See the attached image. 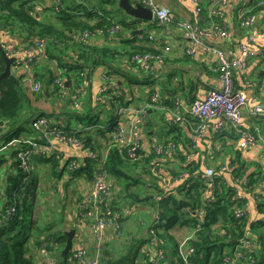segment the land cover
Instances as JSON below:
<instances>
[{"label":"trees","instance_id":"obj_1","mask_svg":"<svg viewBox=\"0 0 264 264\" xmlns=\"http://www.w3.org/2000/svg\"><path fill=\"white\" fill-rule=\"evenodd\" d=\"M35 1L38 0H0V30L11 31L9 32L11 35H13L12 31L14 29L17 30L20 40L28 47L44 40L47 44L43 59L52 63V65H40L39 61L36 60L31 64V71L28 73L21 74L19 71L10 69V75H4L5 61L3 55L6 54V51L0 48V148L4 147L7 150L5 155L0 151V166L5 165L7 167L3 181L0 180V194L3 199V207H6L7 203L12 201L14 193L16 200L9 221L0 223V264H37L39 249L44 244L49 250H58L60 259L58 264H67L66 257L69 252L65 256L61 255L67 237L66 231L56 227L57 223L54 231L50 229L51 224L38 228L33 221L34 210L38 204H42L44 197L46 201L51 202L54 192L55 194H61L58 201L63 204L62 199L65 198V195H62V191L65 190L66 185L73 182V178L77 180V185L82 180L83 183L73 189L77 193L76 197L71 199L74 204L73 216L76 220L74 226L77 225L78 215L75 212V206L82 197L85 184L87 185L90 180L94 179L93 171L95 168L98 171H104L112 183V191L108 199L99 205L103 212H108V216L118 214L123 231H125L123 220L125 213L122 209L123 206L120 205L119 198L114 193L118 182L124 181V184L122 183L123 189L131 193L128 197L139 202L150 203L154 212L146 229L149 232L148 238L146 236L135 237V235L125 234L124 232V241L125 243L128 242L125 246V243L123 244L124 251L114 258L110 255L105 260L106 264H133L134 260L142 253V246L148 244L152 238H154L152 242V244H155L154 249H162L165 254L166 252L170 254V257L167 256V258H173V260L167 259L165 255L160 264H232L231 262L224 263V258L227 256L232 260L236 258L238 251H243L248 256L247 261L244 260L246 264H258L262 256L260 257L254 249L257 248L255 243H261V251L264 249V231L261 232L259 228H256L264 225V195H260L262 199L256 203L258 213L263 214L260 217L262 220L260 221L259 218L254 221V226L250 227V232H248L247 227H245L248 223L247 218H235L232 212L233 204L237 202V205H239L242 204V201L234 198L235 190L226 182L223 174H220V167L214 168L213 187H208L207 181L203 177H198V179L190 177L177 188L164 191V177L169 175L168 170L172 174H176V168L169 167L173 155L182 164L187 153L185 136H182L178 125L174 121L163 120L165 124L163 128L167 130L159 131V135L157 134L158 136L153 139V143L156 142V144L166 143L169 139L175 141L178 148L172 154L168 153L166 156L156 155L150 149L149 152H138L136 154L137 158L132 160L126 148L114 146L105 161L101 162L89 159L86 156L81 160L82 157L79 155H69L59 150L60 154L58 155L54 153L36 154L32 159L31 175L28 178V175L22 170L18 154L26 149V139L36 142L45 140L42 129L34 128L31 125V120L35 117H45L48 120L55 119L56 122L51 126L63 130H73L66 124L65 120L61 121L55 113L35 108L32 104L33 101L39 100L38 97L48 98L52 92L59 91L62 102L68 103L72 107L68 98L72 94L79 93L85 86L86 88L90 87L85 80L89 76L90 70H94L100 65L110 69L109 73L122 77L126 83L127 81L130 83H144L146 79L154 77L156 68L152 71H144L142 66L137 67L130 62L131 65L141 70L139 73L143 76V79H139L134 74L129 75L124 72L121 65L115 66L114 61L119 60V55H122L123 63H125L135 53L155 52L162 45L154 39H150L149 36L152 34L148 31L144 32L145 28L142 29V38L139 37V34L131 35L130 32L136 29V21L129 19L128 15L118 7L117 0H58L60 5H58L59 10L57 12H55L53 4L56 0H47L46 2L40 0L43 5L40 6L39 11L35 10ZM258 1L247 0L240 8L248 10L249 12L246 14L255 15L256 20L258 12L264 10V4H257ZM130 2L132 3V0ZM240 8L236 10V14ZM206 14L207 12L204 11L198 22L204 29L207 28L208 23ZM213 19L218 24L223 23L222 19L216 14ZM113 21L119 24L121 31L125 30L124 32L128 33L125 37L123 34L114 36V39L121 40L118 44H123L124 47L116 48L117 45L112 46L109 43H103L110 40L95 43L91 38L78 39L83 31L94 32L96 28L108 27ZM172 21H175V19L172 18ZM144 22L148 25L153 24L156 26L157 24L162 27L156 20ZM168 61L169 59L164 64H167ZM209 72L211 78L217 75V72L213 73L210 70ZM174 75L175 72L169 73L166 80L170 82L174 79ZM33 82L40 85L39 92H32L30 84ZM146 82L150 83V80ZM64 84L68 85L69 97L62 93V85ZM168 86L163 96L158 89L156 91L161 95V99L169 104L166 105L170 108L175 105V99L179 101L176 95L179 90L184 91V93L187 92V98L185 99L188 101L187 105L200 97V89H198L196 82L192 80L190 82L188 80L179 81L177 86L179 88L176 90ZM149 87L151 90H155L151 84ZM211 88L212 86H209L204 90ZM237 88L239 89V87ZM36 93H38V97L34 96ZM89 94L86 92V96L82 98V101L86 102L85 104H88L92 109ZM104 94H107L112 107L129 104L127 100H123L124 93L120 87H117L114 91L109 90ZM99 104L97 103V105ZM102 104L106 106L107 102L103 101ZM73 112L76 113L75 117L77 119L83 117L78 111ZM68 114L66 112L65 115L68 116L69 122ZM51 126L49 125V127ZM93 130L90 135L85 136V145L93 146L91 142L96 140V136L103 138L105 135V129L99 131L94 127ZM174 131L176 133L173 136L169 135ZM79 134H81L80 130ZM110 139L114 143L118 142L116 138L110 137ZM73 158L79 160V167L75 172L69 174L65 169L68 161ZM129 161H132L133 164L135 171L133 175L128 174L124 168ZM179 162L177 167H184ZM99 164L101 167L97 168ZM150 166H154L157 173H151ZM43 167L48 172L47 178H49L50 183L48 188L38 177L39 169ZM188 167L196 170L198 166L189 163ZM34 169L36 174L33 173ZM230 169L226 174L229 173L232 178L243 179L246 177V185L242 187L248 190L264 180L263 174L260 175L259 172L246 174L241 166L235 167L230 164ZM64 174H67L66 178H64ZM261 184L263 186V181ZM129 186L135 187V190L129 191ZM27 210H30L29 232L27 236L20 238L18 233H14L13 223L20 220L25 222L23 215L26 212L28 213ZM200 210L203 212L202 218L197 215ZM176 225H188L194 229V236L184 241L192 251L188 255L187 263L178 254L179 243L174 240L173 244L169 242L172 239L170 230ZM151 229L153 234L150 233ZM245 237L252 242L254 241L253 246L247 250H238L240 240ZM33 249L36 252L35 257L32 255ZM108 252H104V255L109 256ZM241 260L243 258H239L236 261L237 264H242Z\"/></svg>","mask_w":264,"mask_h":264},{"label":"built area","instance_id":"obj_2","mask_svg":"<svg viewBox=\"0 0 264 264\" xmlns=\"http://www.w3.org/2000/svg\"><path fill=\"white\" fill-rule=\"evenodd\" d=\"M195 1V0H193ZM140 3L141 5L149 8L152 12V20H156L160 25H171L173 30L179 29L181 31V41L179 44L172 40H162L161 34L154 36L152 33L150 39L161 43V47L155 52H140L135 53L131 56L129 61L137 67H143L144 71H152L159 64H164L167 59H171L177 53L182 52L184 55H193L198 51H203L210 57H214V64L210 67V71L217 75H214V82L212 88L206 90L203 95L196 98L189 106L182 110L179 101L175 99L174 106L168 107L166 103L161 99L160 95L156 90L148 89L149 95L148 101L140 104H127L112 107L110 99L107 94L109 90L114 91L119 86V83L123 81V78L115 74L109 73L110 69L103 68L99 75V81L101 84L97 86V89L93 94L97 103H100L102 108H106L111 112L112 121L108 122L105 126L104 136L100 138L96 136V140H92V145H85V136L90 135L94 130L95 125L85 126L80 130H63L53 127L56 120L47 119L45 117H35L31 120V125L36 129H42L45 140L43 142H36L30 139H26V149L18 154V159L21 162L23 172L29 176L32 170V159L36 154H60L59 150L61 146L77 148L82 152L81 160L86 156L92 160L105 161L111 148L114 146L124 147L127 149L129 157L133 160L136 159L137 151L140 145V133L142 127L147 122L148 113L152 111H159L168 113L172 121L176 124L187 125L189 131L193 134L192 142L187 145V153L185 155V161L189 163L194 155L195 151V139L205 134L208 125H211L214 132L219 133L222 129L228 125L234 130L238 137L239 148H247L256 143H260L262 151L264 153V135L260 129L261 124L264 122V104H254L249 111V115L255 120L252 126L244 128L241 126L242 113L248 107V97L244 90L238 89L235 84V73L245 71L250 63L252 57L258 56L263 58V52H256L251 49V44L255 38L252 33L246 31L255 22V15L246 14L248 10L239 9L236 14V21L238 28L245 31L244 38L237 43V51L234 52L232 49L223 48L214 44V39L224 38L228 36V30L225 24V17L223 13V6L227 3V0H209L207 6L203 7L199 3L195 4L192 12V18L186 19H175L172 21L170 12L167 8L159 6L155 0H132V4ZM246 3V1L244 2ZM54 10H59L58 5L60 2L56 0L53 2ZM257 4H264V0H259ZM39 6H35V10H40ZM206 11L205 15L208 19L207 28L198 24L203 12ZM218 15L222 19V24H218L214 19V15ZM132 19V18H131ZM136 21V29L143 28L146 22L143 20L137 21L138 19H132ZM141 27V28H139ZM121 31V27L115 21L108 27H99L90 32L88 30L83 31L78 36L79 40H86L96 35H101L105 40H113L114 36L118 35ZM143 33V30H142ZM142 33L139 37L142 38ZM14 34L20 37L19 33L14 31ZM134 35V34H133ZM264 38V29L259 33ZM47 42L41 40L34 46H25L20 48L21 50L15 53H21L24 55V59L19 63L11 64L10 69L12 71H19L21 74L28 73L31 71V64L34 61L44 58V49L46 48ZM10 53L6 52L7 56ZM93 72L90 70L89 76L86 78L87 85H93ZM67 84L62 85V93L69 97V89ZM30 88L32 92H39L40 85L31 83ZM86 86L77 94H72L68 98L75 110L80 109L81 104L83 105L82 98L86 96ZM114 94L113 92H109ZM97 95V96H96ZM103 97V99H101ZM161 100L163 102H161ZM106 101V106H103L102 102ZM88 106V104H86ZM97 107L96 105H91ZM92 110V109H91ZM90 110V111H91ZM96 114V112H94ZM49 125L51 127H49ZM94 126V127H93ZM99 135V134H98ZM112 138H116L118 142L114 143ZM103 139V143L100 140ZM107 139V141H105ZM100 145V146H99ZM178 148V144L169 139L166 143H153L150 144L149 150L152 149L156 155L166 156V154H172ZM56 149V150H55ZM79 167V160L76 158L70 159L66 165V171L70 174L75 172ZM99 164L97 168H100ZM175 167V166H174ZM186 167L176 171V174L172 177L176 187L181 185L184 180L192 177L198 179L203 177L207 181L208 187H213V175L215 170L213 167H205L203 170L196 168L192 170ZM228 165L220 166V174L228 172ZM151 173H157V169L154 166H150ZM231 177V176H230ZM93 180L85 184V190L82 197L79 199L75 206V212L77 213L78 224L74 226V237L72 247L69 250V255L66 257L67 264H106L107 256L104 255V248L102 241L105 234H108V230L111 229L113 236L116 238H123L124 232L122 223L119 219L118 214L108 216V212H103L100 207V203L105 202L108 199L112 191V183L107 178L104 171H93ZM230 184L234 192V198L242 201V204L237 205L235 202L232 206V212L235 218H243L249 214L250 206L245 196V188L242 186L246 185V178H229L226 180ZM171 183H165L164 191L172 190ZM0 223L8 222L11 213L14 211L13 204L16 203L15 193L12 196V201L8 202L6 207H3V199L0 194ZM198 217L202 218L203 212L198 211ZM143 224V222H141ZM77 230L80 234H77ZM153 234V230H150ZM154 238L145 244L141 248V254L134 260L133 264H160V261L165 256L162 249H153L152 242ZM238 250H247L253 246V242L249 239L242 238L239 242ZM147 246L146 248H144ZM184 242L179 243L178 254L185 263L188 261V255L191 254L190 247ZM47 249L46 244L40 249L43 251ZM39 251V254H40ZM53 251V250H52ZM183 251L185 254H183ZM50 253V252H49ZM93 253V255H92ZM38 260L37 264H52V261H48L45 255ZM239 258L243 260L248 259V256L243 251L236 253V258L230 260L229 257L224 258L225 262H231L234 264ZM169 264V263H167Z\"/></svg>","mask_w":264,"mask_h":264},{"label":"crops","instance_id":"obj_3","mask_svg":"<svg viewBox=\"0 0 264 264\" xmlns=\"http://www.w3.org/2000/svg\"><path fill=\"white\" fill-rule=\"evenodd\" d=\"M47 1V0H43ZM156 3L159 6L165 7L169 10L170 15L173 19H186L189 20L192 18V12L195 7L196 3H199L203 7L207 6L209 0H155ZM247 2V0H227V3L223 6L222 10L224 13L225 17V24L228 30V36L224 38H218L214 39V44L223 47V48H228L232 49L234 52L237 51V43L244 38L245 31H242L238 28V24L236 21V10L241 7V5L244 2ZM36 6H39V4L42 6L43 3L38 0L35 1ZM153 21V20H152ZM147 25V23H145ZM145 25L143 26L144 29ZM173 27L171 25H163L162 27L158 26H153V30L148 29L147 31L158 35V33L161 34L162 39H169L174 41L175 43L179 44L181 41L180 33L181 31L179 29L173 30ZM264 29V10L258 12L257 19L255 20L254 24L249 28L246 29L249 33H252L255 38L251 44V49L255 50L256 52H263V57H264V38L259 35L260 31ZM125 30L121 31L119 34H123L125 37L128 35V33L124 32ZM118 34V35H119ZM117 35V36H118ZM105 38L101 35H96L92 37V41L95 43H102ZM0 41L3 45L1 47L5 49L7 53H10V57L14 58V61L11 64H16L19 63L21 60V53H15V50H21L20 48H24L25 43H22V40H20L19 37L13 36L9 34L8 31L0 30ZM121 42L118 38H115L110 41H104L103 43H109V45L115 46L118 45V43ZM122 55H119V60H115L114 64L115 66L121 65L123 68L122 70L124 72H127L129 75H135L139 77V79H143V76L140 75L137 67L131 65L130 61H126L123 63L124 59L121 57ZM120 61L119 63H117ZM215 58L210 57L207 54H205L203 51H198L197 53L193 55H184L182 52L177 53L174 57L169 59L167 64H159L156 66V69L154 70L155 74L153 75L154 77H151L150 79H146L144 83L141 84L142 90L139 93H135L132 90V85L138 84L139 83H130L127 80V83L123 79L119 83L120 88L123 90L124 97L123 100H127L130 104H134L137 102L138 105L148 101L147 97L149 95V92L145 88H150L149 85L151 84L153 89L159 90L163 96L164 91H166V87L168 84H170L171 89L175 88L178 89L179 87V81L185 80L190 82L191 80L196 82V85L198 86L199 90V95H203L205 92V88H208L209 86H212V83L214 82V78H211L210 76V67L214 64ZM11 66V65H10ZM104 65L98 66V69L93 72V80L94 83L92 86L88 87L87 93L93 94L95 90L97 89V86L101 84L99 81V75L102 69L104 68ZM106 68V67H105ZM143 72V71H142ZM173 72H181V73H186L185 76L181 74V77H174L170 82L166 80V75L169 73ZM235 84L239 89H242L245 91L247 97H248V107L244 110L242 113V118H241V126L244 128H247L249 126H252L255 123V120L249 115V111L252 108L254 104H264V61L263 58H258V56L252 57L250 60V63L245 71H240L238 70L235 73ZM168 77V75H167ZM126 79V78H125ZM153 79V80H151ZM150 83H147L146 81H149ZM164 80V81H163ZM261 83V84H260ZM172 85V86H171ZM174 86V87H173ZM169 89V90H171ZM203 90V91H202ZM201 91V92H200ZM176 95L178 96L177 98L180 101V106L182 110H185L189 105L187 100H185L187 97V92L184 93V91L179 90ZM161 96V95H160ZM49 97V96H48ZM182 102V103H181ZM83 105L87 106L83 101ZM61 104V103H58ZM136 104V105H137ZM167 104V102H166ZM135 105V104H134ZM169 105V104H167ZM72 109V107H71ZM86 110H91L90 106H87ZM50 112V111H47ZM60 118V120H65L68 122V116L65 115L66 112L64 113H58V111L55 112ZM162 112L159 111H152L148 113L147 117V122L146 124L142 127L141 133H140V145H139V150L138 152L142 151H148L151 142L155 137H157L159 134V129H158V124L160 123V120H172L171 117L169 116L168 113L167 115L163 114L160 115ZM56 117V116H55ZM54 118V117H53ZM150 121V123H149ZM149 123V124H148ZM164 124V121H163ZM260 129L264 135V122L260 123ZM180 132L182 133V136H185V141L186 145H189L192 142V136L193 134L189 131L187 125H182V124H177ZM159 127L162 130H167L166 128H163V125L159 124ZM176 131L172 132L169 135H174ZM158 134V135H157ZM195 143V151L194 155L189 162L190 164L193 163L197 168L204 169L205 167H220L222 165H228L231 164V166L239 167L241 166L244 168V172L246 174L254 173V172H259L258 174L261 175L260 172L264 170V153L262 151V146L260 143H256L252 146H249L247 148H239L238 146V137L234 130L230 128L228 125H226L221 132L216 133L214 132L213 128L211 125L207 126V129L205 131V134L201 137H197L194 141ZM60 150L64 151V153H67L69 155H79L82 156V152H80L77 148L73 147H67V146H61ZM179 159L173 155L172 161L169 163V167L171 168H176L175 173L177 170L182 169L186 167L187 162L182 164L178 161ZM177 161V162H176ZM178 162L184 166L182 168L177 167ZM175 166V167H174ZM190 166V165H189ZM7 169L5 165H3ZM229 167V165H228ZM232 168V167H231ZM230 168L228 169V171ZM162 171V170H161ZM6 172V171H5ZM169 175L164 177V185L165 183H171L173 189L177 188L175 185V182H173V176L175 174H172L170 170H168ZM224 179L227 180L230 177L229 173L228 175L225 173L224 174ZM246 178V177H244ZM3 181V179H0ZM259 183V184H258ZM255 184L253 188H250V190H245V196L247 201L249 202L250 210L248 219H247V224L245 227H247L248 232L250 227H253L255 224L254 221L259 219L263 214L258 213L256 206L257 202L261 201L262 197L260 195H264V184L258 182ZM172 189V190H173ZM116 194V190L114 191ZM260 197V198H259ZM141 200V199H139ZM141 204H145L144 202H140ZM141 208H145L144 210L150 212V215L154 214L152 207L149 206H142ZM147 208V210H146ZM125 215H131L130 210H124ZM124 215V216H125ZM66 219V218H65ZM63 219V220H65ZM260 221L262 218L259 219ZM250 222V223H249ZM144 223V222H143ZM251 224V226H249ZM125 225V222H124ZM128 225V222H127ZM258 226V225H257ZM264 226V225H262ZM256 227L259 228V230L262 232L264 231V228ZM172 240H174L176 243H179L181 240H187L190 238L191 231L194 233V229L191 228L188 225H176L172 229ZM170 230V231H171ZM110 235H113L111 232V229L108 230ZM259 242V241H258ZM254 244V241H253ZM257 245L256 251L258 255L262 259H260L258 264H264V249L261 251V243H255ZM256 247V246H255ZM255 250V249H254ZM261 251V253H260ZM166 258L167 256L170 257V254L166 252ZM259 257V258H260ZM169 259V258H167ZM246 264V263H245Z\"/></svg>","mask_w":264,"mask_h":264},{"label":"rangeland","instance_id":"obj_4","mask_svg":"<svg viewBox=\"0 0 264 264\" xmlns=\"http://www.w3.org/2000/svg\"><path fill=\"white\" fill-rule=\"evenodd\" d=\"M128 17H129V19H131L130 16H128ZM153 26H154L153 24L145 25V31L144 32H146L148 29L153 30ZM14 31H15V29L12 31L13 36H15ZM8 32H11V31H8ZM1 45H3V44L0 41V46ZM122 47H124L123 44H118L116 46V48H122ZM22 59H24L23 54L21 56V60ZM37 61H39L40 65H52V63L46 62L44 59H39ZM119 62L120 61H118L117 63H119ZM97 69H98V67H96L94 69V71H96ZM181 74L183 76H185L186 73H181V72L177 73L176 72L174 76L175 77L177 76L180 78ZM167 75H169V74H167ZM167 75L165 77H167ZM29 83H30V81H29ZM28 87H29V84H28ZM145 89L148 90L150 88H145ZM132 90L136 94L139 93L142 90L141 84L132 85ZM34 96L38 97V93H36ZM88 97L91 98L90 105H96L97 104V100L95 99L94 94L90 93L88 95ZM38 98H39V100L33 101L32 104L35 106V108H37L39 110L50 111L53 113H55L56 111H58V113L68 112L69 113L68 114L69 115V122H66V124H68L69 127L72 129L81 130L85 126H92L93 124H95L96 129H99V131H103L105 129L106 124L108 122L112 121L111 112H109L106 108H102L101 104L97 105V107H93L91 111L86 110L87 106H84L81 104L80 109H78L76 111H78V113H80V115H83V117L81 119H77L75 117L76 113L73 112L75 110L71 109V107L68 105V103L62 102V98H61V95L59 94V91L58 92H52L51 96L48 98H45V99L42 97H38ZM101 99H103V97H101ZM161 102H163V101L161 100ZM58 103H61V104H58ZM134 104H137V102L135 103V101H134ZM94 112H96V114ZM163 114L167 115L165 112H162L160 115H163ZM159 122H160L159 123L160 125H165V124H163V120H160ZM159 124L157 127H158L159 131H161ZM100 142L103 143L104 141L100 140ZM0 151L3 155H5L7 153V150H5L4 147H1ZM228 165L230 168V164H228ZM124 168L127 170L128 174H130V175L135 174L132 161H129L128 163H126ZM5 171H6V168L3 166L2 167L0 166V179L4 178ZM138 172H139V170H138ZM33 173L36 174L35 169L33 170ZM260 173H261V175L262 174L264 175V170H262V172H260ZM38 177H39L40 181H42L46 184L47 188L50 187L49 178H47L48 172H47L46 168L43 167L42 169H39ZM66 177H67V174H64V178H66ZM72 181L73 182H70L68 185H66L65 190L62 191V195H65V198L62 199L63 204L58 201L59 196L61 194L60 193L55 194V192H54V196H53L51 202L46 201L45 197H44L42 199V204H38L36 206V208L34 210L35 215L33 216V219H34L33 221L38 226V228L43 227L47 224L52 225L50 228L51 231L56 230V227L64 229V231H68L71 228H73L76 220L74 219V216H73L74 204L71 202V199L76 197V195H77L76 191L75 190L73 191V189L77 188V186L79 184H82L83 182H82V180H80L78 182V185H77L76 179L73 178ZM262 181L264 183V180H262ZM262 181L260 183H262ZM122 183L124 184V181L118 182V184L115 188H116V195L120 200V205L123 206L122 209H124L125 211L130 210V212H131V215H125L123 218V220L125 222V234L130 233L131 235H135V237L146 236V238H148L149 232H147L146 229L150 223L151 215H150V212H148V211L146 213V211L144 210L145 208L142 209L141 205L143 207L144 206L151 207V205H150V203L141 204L139 201H136V199L128 197V195L131 193L126 191L125 189H123ZM84 188H85V186H84ZM134 190H135V187L129 186V191H134ZM1 204H2V202L0 201V205ZM146 210H147V208H146ZM27 211H28V213L26 212V214L23 215L25 222H23V220H20L19 222L16 221L13 223L14 233H18L20 235L19 236L20 238L27 236V234L29 232L28 223L30 220V214H29L30 210H27ZM246 218L248 219V216H246ZM62 219H65V220H62ZM140 221H142L144 223L141 224ZM127 222H128V225H127ZM55 224H56V227H55ZM262 228H264V226H262ZM76 233L80 234V232L78 230ZM170 233H172V230L170 231ZM193 236H194V233H193V231H191L190 237L192 238ZM124 239L125 238H116L115 236L110 235L109 232H108V234H105L103 241H102V246L104 248V251L105 250L109 251L108 252L109 256H107V259L110 257V255L114 258L115 256L121 254L124 251V248H123V244L125 243ZM185 240H181V241H179V243H183ZM169 242L171 244H173L172 239L169 240ZM127 243H125L124 246ZM152 246L154 249L155 244H152ZM146 247L147 246H145L144 248H146ZM186 248H188V245L185 246L184 249H186ZM255 250H256V248H255ZM39 251H40V249H39ZM32 252H33V254H32L33 257H35L36 252L34 251V249ZM44 253H46L45 255L47 256L48 261H50V262L52 261V264H58V262L60 260L58 250L52 251L49 249H45L43 251H40V254L38 255V260H40V263H41L42 256H44ZM183 254H185L184 251H183ZM92 255H93V253H92ZM169 259L173 260L172 257ZM44 260H45V256H44ZM241 262H242V264L246 263L244 260H241ZM234 264H237V262H235Z\"/></svg>","mask_w":264,"mask_h":264},{"label":"water","instance_id":"obj_5","mask_svg":"<svg viewBox=\"0 0 264 264\" xmlns=\"http://www.w3.org/2000/svg\"><path fill=\"white\" fill-rule=\"evenodd\" d=\"M117 5L132 19L150 21L153 18L151 10L141 5L140 3L132 4L130 0H117ZM136 33H142V29L133 30L130 32L131 35L136 34ZM0 48L2 49L1 46ZM3 57L5 61V70L3 74L10 75V65L14 61V58L7 56L6 54H4ZM74 233H75V230L73 228L65 232L67 237H66L65 245L61 251L62 256H65L71 249Z\"/></svg>","mask_w":264,"mask_h":264}]
</instances>
